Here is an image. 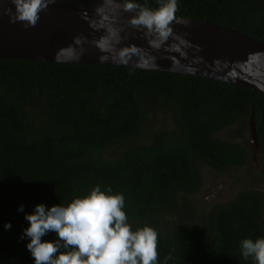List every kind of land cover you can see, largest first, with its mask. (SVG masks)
<instances>
[{"label": "trees", "instance_id": "16d2710c", "mask_svg": "<svg viewBox=\"0 0 264 264\" xmlns=\"http://www.w3.org/2000/svg\"><path fill=\"white\" fill-rule=\"evenodd\" d=\"M178 17L264 42V0H178ZM158 114L169 124L155 129ZM252 115L264 154V93L253 88L195 74L0 58V264H33L20 239L28 223L20 203L26 212L38 202L66 203L96 184L123 193L133 228L156 230L159 264H252L239 241L264 236V192L244 189L208 211L190 198L203 166L223 174L251 163L246 138L216 134L247 132Z\"/></svg>", "mask_w": 264, "mask_h": 264}, {"label": "water", "instance_id": "95a60500", "mask_svg": "<svg viewBox=\"0 0 264 264\" xmlns=\"http://www.w3.org/2000/svg\"><path fill=\"white\" fill-rule=\"evenodd\" d=\"M0 3V58H20L62 63L107 64L180 74H195L264 93V42L225 25L192 17H178L172 33L159 48L150 37L128 24L134 13H115L104 0H53L40 14L35 26L12 23ZM109 28L118 30V40L101 49L98 43ZM83 37L77 45L74 37ZM140 50L122 62L119 51ZM250 144L260 150L254 115L249 120Z\"/></svg>", "mask_w": 264, "mask_h": 264}, {"label": "clouds", "instance_id": "9594fccd", "mask_svg": "<svg viewBox=\"0 0 264 264\" xmlns=\"http://www.w3.org/2000/svg\"><path fill=\"white\" fill-rule=\"evenodd\" d=\"M3 0H0L2 3ZM53 0H11L12 7H4L9 21L22 22L25 28L35 26L42 11ZM105 8H98L102 14L106 9L115 13H134L128 17V24L142 30L150 37L149 44L159 48L172 33L176 19L178 0H157V7H148L139 0H104ZM118 30L109 28L98 47H110L118 40ZM83 37H74L79 45ZM140 50L125 47L119 51V59L126 62ZM123 193L113 191L110 186H92L82 195L66 203L51 205L38 202L31 211H24V204L17 206L28 222L22 228L20 239L26 240V248L33 257V264H159L157 232L148 224L133 228L124 210ZM11 221H5L3 228H11ZM52 239H43L49 233ZM239 255L252 264H264V236L244 237L239 241ZM171 254L164 258L165 262Z\"/></svg>", "mask_w": 264, "mask_h": 264}, {"label": "rangeland", "instance_id": "374dc122", "mask_svg": "<svg viewBox=\"0 0 264 264\" xmlns=\"http://www.w3.org/2000/svg\"><path fill=\"white\" fill-rule=\"evenodd\" d=\"M169 124L165 114H158L154 123L155 129ZM217 137L228 141L243 142L246 138L252 152V161L247 166L233 167L219 174L209 166H203V184L200 190L190 196L200 210L208 211L213 206L225 203L244 189H256L264 192V154L261 150H253L250 144L249 129L240 134L238 126L217 132ZM201 211H199L198 215ZM198 215L195 219H198Z\"/></svg>", "mask_w": 264, "mask_h": 264}]
</instances>
